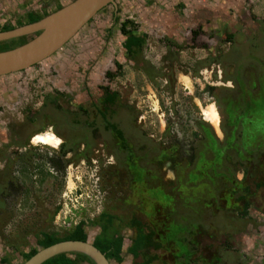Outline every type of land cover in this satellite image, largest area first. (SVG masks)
Here are the masks:
<instances>
[{
    "label": "rangeland",
    "instance_id": "374dc122",
    "mask_svg": "<svg viewBox=\"0 0 264 264\" xmlns=\"http://www.w3.org/2000/svg\"><path fill=\"white\" fill-rule=\"evenodd\" d=\"M66 1L69 0H0V26H13V21L28 11L52 13L54 5ZM178 1L183 4L180 13L175 0H120L116 9L105 6L50 57L28 69L0 76V264L21 263L22 253L37 248L35 241L40 233L62 237L79 221L84 222L90 242L99 230L91 223L101 213L117 218L123 247L131 236L126 226L131 216L143 217L144 222L153 218L159 222L160 215L167 213L174 223L166 221V236L161 239L172 241L176 251L180 247L178 252H191L186 264H264V192L253 190L247 196L245 213L239 215L243 205L234 202L237 194L225 206L223 201L209 206L204 202L212 201L208 198L215 188L188 184L190 173H194L188 154L191 152L194 157L204 143L198 124L205 120V112L212 114L207 118L217 119L220 115L225 94L233 86L226 79L232 71L228 65L235 62H243L242 80L246 86L241 95L245 104H235V115H242L247 103L252 108V116L245 117L237 134L247 136L246 141L252 145L257 142L258 150L241 153V160L227 150L223 164L239 171L240 165L246 164L242 162L246 157L252 160L250 166L254 162L264 170V117L259 115L264 114V35L259 34L260 30L264 34V0L189 1V5H202L201 10H205L199 18L192 17L185 0ZM137 15L140 16L135 19ZM122 16L134 18L133 33L139 30L146 35L139 71L134 69L135 64L122 60V38L117 32ZM198 25L211 36L207 38L206 51L185 48L190 40L185 31ZM231 31L236 34L231 33L230 44L228 40L224 42L223 36ZM217 33L218 40L213 41ZM33 35H26L25 39ZM166 38L176 42V47H183L176 56L182 66L175 71L168 61H163L167 49L162 39ZM9 40L1 41L0 48L15 45ZM194 41L203 42L199 38ZM245 56L255 64L248 63L251 60H245ZM206 58L219 61L208 60L203 68ZM114 63L122 66L121 73H117ZM185 66H192L199 76L193 79L194 73L192 77L181 73ZM106 72L111 76H106ZM100 87L117 93L112 119L122 130L132 158L120 151L109 132L101 130L96 111L88 106L91 100L96 101ZM55 91L61 94L56 98V107L68 116L62 120L52 116H59L58 112L41 121L42 133H52L60 140L59 145H41L33 140L34 135L24 146H18L14 142L19 140L21 125L24 134L38 129L42 122L29 120L42 111L41 96ZM78 106L86 107L88 116L84 108L78 111ZM67 122L75 125L69 127ZM84 122L91 125L90 129ZM208 124L211 132L220 136L218 124ZM56 128H60L59 132L70 130L72 140H82L62 154V140L56 135ZM222 130L227 129L222 126ZM134 175L136 180L143 177L135 184ZM236 177L239 179L240 174ZM163 191L179 200L176 208L171 200L164 207ZM152 207L155 217L148 220L141 213L152 212ZM170 208L174 214L169 213ZM186 216L190 219L185 220ZM189 222L192 235L183 231ZM157 255L152 264H184L175 252L167 255L160 250ZM122 264H131L128 256H124Z\"/></svg>",
    "mask_w": 264,
    "mask_h": 264
},
{
    "label": "trees",
    "instance_id": "16d2710c",
    "mask_svg": "<svg viewBox=\"0 0 264 264\" xmlns=\"http://www.w3.org/2000/svg\"><path fill=\"white\" fill-rule=\"evenodd\" d=\"M58 9L59 6H57L53 11H56ZM47 14L49 13H44V11L42 14H37L33 11H28L21 18L17 19L13 26H10L8 24H3L2 26H0V32L9 31L15 27L36 22L42 17L46 16ZM128 26L131 27L133 26V22L128 19H124L119 23L118 31L120 35L124 38L122 47L126 52L136 53L139 47L143 44L144 36L135 35L131 30V28L127 29ZM12 41L16 42L14 46L8 48H0V52L10 50L17 46L22 45L23 43L26 42V39L25 36H22L13 40H9L7 42H12ZM262 62L264 63L263 60ZM115 67L117 68V70L120 69V66L117 63H115ZM102 91H103L102 96L97 98L95 102L91 100L88 106H90V108L93 109V111L94 110L96 111L95 113L98 117V122L100 123L101 130L104 133H106V131L109 132L111 138L115 142H117L120 151L122 150L128 155L129 158H132L131 149L127 147V143L124 139L122 130L119 128L118 123H115L112 119L113 115L115 114L114 107L117 106L118 96L115 92H108L106 89H102ZM60 95L61 94L57 93V91H55L54 94L53 93L46 94L41 104L42 113L40 112L39 116L36 115L37 117L34 115V117L31 118V120L29 121L39 120L40 122H42L41 118L43 117L45 118L47 117V115L51 116L54 113L57 114L58 112H59L58 113L59 116H55V114L52 116L60 117V120L65 119L68 116V114L67 113L65 114V112L64 114H62L60 108L56 107V98L57 96ZM82 108H84L83 111L87 115L88 112L86 110V107L78 106L77 109H79L78 111H80V109L82 110ZM85 121H87V118ZM92 121L93 123H95V119L90 120V122ZM63 122L64 120L62 121V123ZM66 124L69 125L68 122ZM84 124L85 126H88V129H90L91 125L89 126V123L84 122ZM71 125L72 126L75 125V122H73V124L71 122L69 127ZM21 127L22 128L20 132L19 133L16 132L17 136L19 137V140L17 142H14L20 147L26 144L27 140H24L26 136L27 137L30 136L31 134H33V132L34 133L44 132L43 122L42 124H40V127L38 129L31 131L32 132V133L30 132L31 134L22 133L24 125L23 126L21 125ZM57 129L60 131V128H56L55 133L62 140V143L60 145V150H61L60 152L62 154L64 152H68V149L72 150L71 147L77 145L80 142V140H82L80 137H78L77 140H72L73 139L72 137L74 135L71 133L70 130L69 131L63 130V132H59ZM87 149L88 148H86V150ZM135 175L133 176V179H134V183L136 184L135 181H137L138 179L141 180L143 175H141V177L136 176L137 180L135 178ZM249 188L250 187H248V185L243 184V188H241L239 200L245 199V196L247 195ZM260 188L264 189V179H260V181L255 182L254 190L256 191ZM161 194L163 195V197L166 198L164 203V207H165L167 206V203H169L167 200L172 201L173 198L171 194L164 193V191L161 192ZM246 206L247 204L244 203L239 215H243V213H245L247 209ZM152 209H153L152 212L146 211L145 213H141V214H144V216L146 215L149 220L150 216L152 218L155 217L154 207H152ZM157 209L158 208H156L155 211L158 212ZM163 212H165V210ZM160 216H161L160 217L161 220H159V222L158 221L155 222L154 220L155 218H153V221L144 222L143 217H138L135 215L131 216L127 220V225H126L131 232V236L128 238L129 243L125 247H123V237L120 234L121 227H119V225L116 224L119 223L118 221H116L117 218L107 213H101L98 216V218L94 220L93 223H91V224H95V226L97 225L99 227V230L94 235V237L90 242L93 247H95L101 254H103L104 258L108 262L112 261L114 264H122L124 256H128L129 259L131 260V264H152L154 261L157 260L158 255L154 253L150 254V251L151 250L157 251L164 248L162 247L163 246L162 243H164L165 241V240L163 241L160 238L161 233H157L155 229L158 227L159 229L164 230V232H167L166 226H163V224H161L162 222L166 223L164 220L167 218L162 217V215ZM83 226H84V222L79 221L77 224L74 225L73 229L68 234L62 237H56L55 235L52 234L40 233V238L35 241L36 247L41 249L48 247L52 244H55L57 242L67 241V240L82 241V242L87 241L88 238L84 231ZM37 248H31L26 253H22L20 255L22 258V262L26 261L33 254H35V252L38 250ZM2 262H5V260L3 259ZM41 264H93V262L83 254L71 252V253L58 254L54 257L45 260Z\"/></svg>",
    "mask_w": 264,
    "mask_h": 264
},
{
    "label": "flooded vegetation",
    "instance_id": "af4514ba",
    "mask_svg": "<svg viewBox=\"0 0 264 264\" xmlns=\"http://www.w3.org/2000/svg\"><path fill=\"white\" fill-rule=\"evenodd\" d=\"M107 6H110L112 9H114L112 4H108ZM15 21H13L14 24H15ZM130 28H131V30H133V29H135V26L133 25L132 27L131 26L127 27V29H130ZM233 29L234 28H232V30ZM260 31L261 32L259 34L264 35L263 31L262 30H260ZM185 32L190 36V40H188L186 42L185 48H187V49H199V50L206 51L204 49H206L208 46L207 38H210L211 36L209 37V34H208V32L205 31V28L198 25V26H195V27H192V28L186 30ZM231 33L236 34L235 32L231 31L230 35L223 36V39L225 38L224 42L226 40H228L227 42H230V44L232 43ZM219 35H220V33H217V35H215L214 38H212V40L214 41L215 39H217ZM139 36H144V37H143V44L139 47L138 51L136 53L135 52L131 53V52H126L123 49V55H122L123 56L122 60L124 62L127 61V62L131 63V65L135 64L136 67L135 68L133 67V68L137 71H139V68L142 67V63H141L142 60L140 58L142 57V53L144 52L143 49L145 46V38H146V35L143 32ZM198 38L200 40L202 39L203 42H197L196 41V43H195L194 39H198ZM203 39H205V40H203ZM219 41H220V43H223L222 38H220ZM162 42H163L164 46H166V49H167L163 55V61H168V65L173 66V69H172L173 71H175L176 69L178 70L179 67L182 66V64H181L180 58L176 57L177 51L179 52L180 49H183V47H180L179 45L176 47L177 43L174 41L172 42L171 39H168V38L162 39ZM187 43H189V44H187ZM245 57H246V58H244L245 60H251L248 63H250L252 65L255 64L254 63L255 61H253L250 57H248V56H245ZM208 60L211 63H215V62L219 61V59H215V58H211V59L206 58V60L203 62L205 64L202 65V66H204L203 68H205V66L207 67ZM245 63H247V62H245ZM34 65H32V66H34ZM174 66H176V67H174ZM114 67H115V63H114ZM185 68H187V69H185ZM185 68H184V71L181 70L180 72L183 74H188V75H190V77H192L191 74L194 73L192 66H185ZM200 68L201 67H199V69ZM228 68L232 71L228 72L229 75L226 76V79L228 78V80H230L232 82V84H233V86H235V88L232 86L230 88V91L227 90L228 92L225 94L227 98H225L224 101L222 102L224 108L222 109V111H220V115L216 113L217 114V124H218L217 127L218 126L220 127L219 128L220 136H215L214 132H211V130L208 126L209 125L208 122H206L205 120L202 119V121H204L208 124L207 125L206 123H204L202 121L199 122V124H198V129L201 131L202 136H203L200 138H201V140L204 141V143L201 144L202 148L199 150L198 154L197 153L195 154L194 157H193V154L191 152L188 154L189 160L191 162L193 161L191 165L193 168L192 170H194L193 174L190 173V176L192 177V179L190 178V182L188 184H190V185H196L197 184L196 186L203 185V186H206V188L208 187L209 189H211V187H212V190H214L213 187L215 188V191H213L214 194H212L211 197L208 198L209 200H212V201L204 202V203H208L209 206H210V204H215V203L217 204V201L225 202L224 203V206H225L227 201H229L232 198V196L236 195V194H237V196L234 198V202H236V204L239 202H241L242 205L244 203L247 204L248 203V201H246L248 198L247 196H249L250 193L252 195L253 190L255 188V182L260 181V179H264V170H261L262 168L260 169V168L256 167L254 162H253V165L250 166V163L252 160L246 159V157H245V159H242V162H246L247 165L241 164L240 165L241 169L239 170L240 172L237 171V169L234 166H233V168H229L228 166L225 167V165L223 164V158L225 155V151H227V150H231L234 153H236V157L240 160H241L240 155H242L241 153L244 154V153H247V151H249L250 152L249 154H253L255 150H258V147L256 148L257 142L254 143L253 145L250 144L249 142L246 141V140H249L248 137L247 136H245V137L238 136L237 130H236L240 124H244V122L246 121L245 117L252 116V108H251V104H249V103H247V106H248L247 108H243L244 110H242V112L244 111V113H242V115H240L239 113L237 115H235L236 110L234 111V108L236 105H240V103H242V105L245 104L243 98H241V95L243 94V91L246 88L244 81L242 80V73L244 71L243 62L240 65H237L236 62L233 64L231 63L228 65ZM115 69L117 70L116 67H115ZM117 71H118L117 73H121L122 72V66H120V69ZM240 71H241V73H240ZM157 73H158V71H157ZM239 73H240V76H239ZM104 74L106 76H108V75L111 76V74H109L108 72H106ZM115 76L116 75L113 74L112 78H114ZM195 76H199V72H197V70H196V73H194L192 78L195 79ZM102 89H106L108 91V89L106 87H100V89H99L100 94L99 95H98V93L96 94V99L99 98L100 96H102V92H103ZM108 92H115V91L110 90ZM45 95L46 94H43L41 96L42 97L41 104L43 102V98ZM212 98H213V102L218 103V101L216 99H214V97H212ZM93 102H95V101H93ZM245 114H247V116ZM259 115H262L261 117H264V114H259ZM222 126L226 127V129H227L226 132H224L222 130ZM234 131H236V132H234ZM39 133H42V132L33 133L30 136L26 137L25 140H29V139L32 140V137L34 135L36 136V134H39ZM33 140H34V138H33ZM191 157H193V158H191ZM127 158H128V156H127ZM249 168L252 170L254 169L255 173L253 174L252 170H250ZM238 174H240L239 179L236 177ZM254 176L258 177V179L256 178L257 181H256ZM243 184L248 185V187H250V188L248 190L247 195L245 196V199L239 200L241 188H243ZM171 190L172 189H170V191ZM258 190H262L264 192L263 188H260ZM217 197H219L220 199H217ZM172 198H173L172 203H171V204H173L172 207L176 208V204L178 203L179 200L176 201L175 198L173 197V194H172ZM225 198H226V200H225ZM204 203H202V205ZM186 204H187V202L184 201V205L183 204L182 205L185 206ZM229 208H231V207H229ZM233 208L238 209L237 207H233ZM233 208H231V209H233ZM170 209H171V212H169V213L174 214L175 210H173L172 208H170ZM162 217L167 218V219H165V222L166 221L167 222H173L171 219V215H169L167 213L164 214V216L162 214ZM172 218L175 221V220H177L178 217H176L175 215H172ZM186 219L189 220L190 216H186L185 220ZM161 224H163V226L166 225V223H164V222H162ZM188 224L189 225L183 226V228H184L183 231H185V232H190V230L192 231V228L190 226L191 222H189ZM181 225L182 224H180L179 226H181ZM155 231L157 233H161L160 238L163 236H166V232H164V230L159 229L158 227L155 229ZM183 231L181 233H183ZM179 233L180 232H174L175 235L179 234ZM190 235H192V232H190ZM176 239H177V236H176ZM165 241L166 242H165L164 246H162L164 248H162L160 250H163L164 252H166L167 255L168 254L171 255L172 252L177 253V255H179V257H181L183 259L184 264H186L187 260H189V261L191 260V257H192V256H190L191 252L190 253L178 252L179 250H181L180 247L177 246L178 249L176 251L175 250L176 246L173 245L172 241L169 242V240H166V239H165ZM184 248H188V247L186 245H184ZM160 250H157V251L151 250L150 253L151 254L152 253L157 254V252ZM187 263H189V262H187Z\"/></svg>",
    "mask_w": 264,
    "mask_h": 264
},
{
    "label": "water",
    "instance_id": "95a60500",
    "mask_svg": "<svg viewBox=\"0 0 264 264\" xmlns=\"http://www.w3.org/2000/svg\"><path fill=\"white\" fill-rule=\"evenodd\" d=\"M114 0H72L36 22L0 32V42L35 34L13 49L0 52V76L16 73L50 57L77 33L97 12ZM80 253L93 264H109L89 241L67 240L41 248L21 264H41L63 253Z\"/></svg>",
    "mask_w": 264,
    "mask_h": 264
},
{
    "label": "crops",
    "instance_id": "0c3cea01",
    "mask_svg": "<svg viewBox=\"0 0 264 264\" xmlns=\"http://www.w3.org/2000/svg\"><path fill=\"white\" fill-rule=\"evenodd\" d=\"M70 1H72V0H69L67 3H69ZM118 1H120V0H114L113 1V7H114V9H116V2L118 3ZM173 1V0H172ZM177 1V2H176ZM186 2V4H188V6H190L191 7V9L192 10H189V11H191V15H192V17H194V18H199V16L201 17V15H202V13L205 11H203V10H201V7H202V5H199V6H197V5H193L192 6V4H190L189 5V1H191V0H185ZM61 2H58L57 3V5H54L55 7H54V9L57 7V6H59V8H61L62 6H64L65 4H67V3H65V4H60ZM184 3V4H185ZM175 4H177L176 5V7H177V10H178V12L180 13L181 12V8H182V5L183 4H181V1H178V0H175V3H174V6H175ZM138 7H136V9H137ZM139 10V9H138ZM219 10H220V8H219ZM33 12H35V13H37L38 14V12H36V11H33ZM54 12V11H53ZM128 12H131V8L130 9H128ZM40 14V13H39ZM50 14V13H49ZM48 15V14H47ZM198 15V16H197ZM140 16V15H139ZM139 16L137 15L136 17H135V19L137 18H139ZM123 17V16H122ZM124 19H128V20H130V21H132V22H134L133 21V17H129V16H124L123 17V19H121L120 21H119V23L122 21V20H124ZM119 23L117 24L118 25V27H117V32L119 33V31H118V28H119ZM2 26V25H1ZM142 32H140L139 30H137V33H134L135 35H137V36H139L140 34H141ZM120 34V33H119ZM121 36V35H120ZM121 38H122V41H121V44H120V46H121V49H123V47H122V45H123V40H124V38L121 36ZM206 118H204L206 121H208L210 124H212V125H216L217 124V120H216V123L214 122V121H212V120H214V118L213 119H211V118H207V117H209L210 116V113H209V111L208 112H205V115H204ZM211 119V120H210Z\"/></svg>",
    "mask_w": 264,
    "mask_h": 264
},
{
    "label": "bare ground",
    "instance_id": "6f19581e",
    "mask_svg": "<svg viewBox=\"0 0 264 264\" xmlns=\"http://www.w3.org/2000/svg\"><path fill=\"white\" fill-rule=\"evenodd\" d=\"M211 119H213V118H211ZM216 120L217 119H214L212 121H214L216 123ZM34 140L36 141V143H39L41 145H47V146H50V147H53V148H56L59 145V143H60V140L56 136H54L52 133H41V134H37L34 137Z\"/></svg>",
    "mask_w": 264,
    "mask_h": 264
},
{
    "label": "clouds",
    "instance_id": "9594fccd",
    "mask_svg": "<svg viewBox=\"0 0 264 264\" xmlns=\"http://www.w3.org/2000/svg\"><path fill=\"white\" fill-rule=\"evenodd\" d=\"M43 18V17H42ZM16 28V27H15ZM14 29V28H13ZM12 30V29H11ZM38 33V32H37ZM35 35H36V33H35Z\"/></svg>",
    "mask_w": 264,
    "mask_h": 264
}]
</instances>
